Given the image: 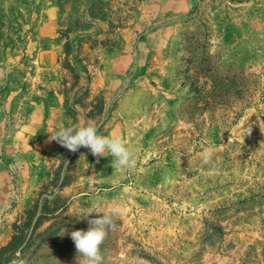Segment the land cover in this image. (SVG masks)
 <instances>
[{
    "label": "rangeland",
    "instance_id": "374dc122",
    "mask_svg": "<svg viewBox=\"0 0 264 264\" xmlns=\"http://www.w3.org/2000/svg\"><path fill=\"white\" fill-rule=\"evenodd\" d=\"M113 207L103 264H264V0H0V264H83Z\"/></svg>",
    "mask_w": 264,
    "mask_h": 264
},
{
    "label": "clouds",
    "instance_id": "9594fccd",
    "mask_svg": "<svg viewBox=\"0 0 264 264\" xmlns=\"http://www.w3.org/2000/svg\"><path fill=\"white\" fill-rule=\"evenodd\" d=\"M51 139L71 152L85 147L96 157L110 155L113 157L111 165L115 169L132 170L136 166L134 152L122 137L99 135L98 127L93 124L61 127L54 132ZM213 154L212 146L204 148L199 153L202 163L210 164ZM92 213L94 212L89 210L82 218H87ZM97 214L96 218L88 220L89 227L86 231L75 230L70 233L77 253L83 258V264H103L101 245L109 232L117 229L116 219L122 214V209L113 207L110 211ZM13 264H25V261L17 259Z\"/></svg>",
    "mask_w": 264,
    "mask_h": 264
}]
</instances>
